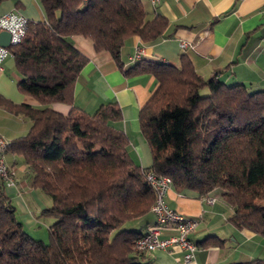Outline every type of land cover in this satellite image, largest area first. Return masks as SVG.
<instances>
[{
    "label": "trees",
    "instance_id": "16d2710c",
    "mask_svg": "<svg viewBox=\"0 0 264 264\" xmlns=\"http://www.w3.org/2000/svg\"><path fill=\"white\" fill-rule=\"evenodd\" d=\"M40 1L45 20H28L23 38L10 48L18 90L40 105L1 96L0 105L31 120L5 150L22 157L29 185L50 198L44 213L53 221L46 239L33 238L37 229L24 227L0 178V264H146L138 259L148 250L134 243L147 229L133 224L151 213L155 193L147 171L168 175L177 190L207 195L218 189L232 207L229 222L264 237V90L204 79L185 53L177 66L134 62L126 75L148 73L158 83L138 114L152 158L142 167L115 125L122 119L116 102L101 103L92 113L74 105L87 57L69 37H87L95 51L118 59L127 37L156 39L166 19H148L140 0ZM53 102L71 108L60 113ZM220 241L207 237L196 245ZM236 264H264V258Z\"/></svg>",
    "mask_w": 264,
    "mask_h": 264
},
{
    "label": "crops",
    "instance_id": "0c3cea01",
    "mask_svg": "<svg viewBox=\"0 0 264 264\" xmlns=\"http://www.w3.org/2000/svg\"><path fill=\"white\" fill-rule=\"evenodd\" d=\"M140 2L148 19L158 15L167 21V27L156 39L142 41L137 35L127 37L118 59L109 52L95 51L87 37L72 35L69 40L87 57L74 85V105L92 113L101 103L116 102L122 119L115 125L127 135L129 153L134 161L148 167L152 162L151 151L140 132L138 114L158 83L148 73H124L133 64L128 62L131 53L140 47V60L175 66L179 55L185 53L204 79L216 78L227 85L242 83L251 91L264 90V0ZM8 12H18L30 21L45 20L40 0H0V16ZM182 42H186L184 47ZM19 79L14 57L12 54L6 56L0 64V96L16 104L40 105L34 97L18 90ZM50 106L63 114L71 108L62 102H53ZM30 125L27 116L0 105V137L7 142L23 136ZM4 158L14 171L15 179V184L5 190L14 205L20 206L24 227L30 231L35 225L45 224L47 229L53 219L44 213L51 204L43 201L46 194L29 185L30 171L20 155L6 149ZM207 198H213V202L209 203ZM165 201L182 215L198 218L197 226L187 234L193 242L200 243L207 237L221 239V244L197 245L189 264H236L248 260L241 246L245 239L257 234L238 229L229 222L232 207L221 198L219 191L200 195L192 189L177 190L171 184ZM45 218L51 222L42 221ZM154 221L150 213L133 225L145 231ZM176 233L173 227L165 226L160 236L167 238ZM182 257V249L169 246L145 251L138 260L146 264H183Z\"/></svg>",
    "mask_w": 264,
    "mask_h": 264
},
{
    "label": "built area",
    "instance_id": "2783aa9c",
    "mask_svg": "<svg viewBox=\"0 0 264 264\" xmlns=\"http://www.w3.org/2000/svg\"><path fill=\"white\" fill-rule=\"evenodd\" d=\"M155 4L158 0H150ZM264 10V6H262ZM28 24V19L18 12H8L0 16V31L6 30L10 33V45H0V64L4 58L11 55V46L18 44L23 38ZM186 42H182L184 47ZM141 48L136 47L128 58L129 63H134L141 58ZM9 142L0 137V178L6 186L15 184L14 171L11 170L4 158V150ZM146 180L152 187L155 197L150 206V211L154 216V222L148 226L143 235L139 236L135 243L137 250H154L156 248H167L176 246L183 250L182 263L189 264L197 249L196 243L187 236L188 232L193 230L198 224V218L186 217L178 211L169 207L165 201V195L171 186V178L168 175H157L151 171L145 174ZM209 203L213 202V198H207ZM171 226L177 233L176 235L163 238L160 236L163 227Z\"/></svg>",
    "mask_w": 264,
    "mask_h": 264
},
{
    "label": "rangeland",
    "instance_id": "374dc122",
    "mask_svg": "<svg viewBox=\"0 0 264 264\" xmlns=\"http://www.w3.org/2000/svg\"><path fill=\"white\" fill-rule=\"evenodd\" d=\"M201 93L202 95L207 94L208 89L207 88L201 89ZM215 190H218V189H215ZM43 201L44 202L46 201V203H51V200L50 198L47 197V195L43 196ZM16 210H17V216L19 217V219H21L22 216H21L20 206H16ZM42 219H44V216H42ZM50 219L45 218V220H42V221H45V223H49L51 222ZM34 228L37 229L39 232H37L36 234H33L34 235L33 238H38V237H43L44 239L47 238L48 231L46 229L45 224L35 225ZM241 249L245 252V259L264 258V237L260 235H256V237L245 239L241 246Z\"/></svg>",
    "mask_w": 264,
    "mask_h": 264
},
{
    "label": "water",
    "instance_id": "95a60500",
    "mask_svg": "<svg viewBox=\"0 0 264 264\" xmlns=\"http://www.w3.org/2000/svg\"><path fill=\"white\" fill-rule=\"evenodd\" d=\"M0 45L2 46L10 45V33L6 30L0 31Z\"/></svg>",
    "mask_w": 264,
    "mask_h": 264
}]
</instances>
